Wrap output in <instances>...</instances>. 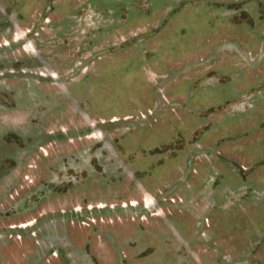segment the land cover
I'll return each mask as SVG.
<instances>
[{
    "label": "rangeland",
    "instance_id": "obj_1",
    "mask_svg": "<svg viewBox=\"0 0 264 264\" xmlns=\"http://www.w3.org/2000/svg\"><path fill=\"white\" fill-rule=\"evenodd\" d=\"M0 264H264V0H0Z\"/></svg>",
    "mask_w": 264,
    "mask_h": 264
}]
</instances>
